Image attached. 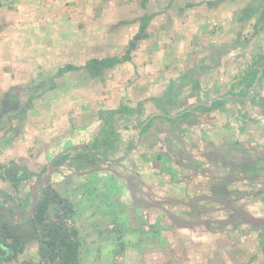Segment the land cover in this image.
Returning <instances> with one entry per match:
<instances>
[{
	"label": "crops",
	"instance_id": "0c3cea01",
	"mask_svg": "<svg viewBox=\"0 0 264 264\" xmlns=\"http://www.w3.org/2000/svg\"><path fill=\"white\" fill-rule=\"evenodd\" d=\"M161 1H165L166 5L171 2L178 4V0H12L10 3H7V0H0V28H3V31H7L6 27H4L7 21L14 22L15 24L20 23L28 25L30 31L40 33H43L44 27L48 26V23H52V29L47 30L46 33L50 31L51 33H55L57 31L54 30L59 28L61 32L67 34V40L68 34L73 31L74 26L76 27L75 31L77 33H79V31L82 33L86 32L85 30H81L79 25L86 24L87 21L91 22L90 24L92 26L91 29H88V32H93L94 36L99 33L98 29L104 24H106L109 29L118 31L116 30V28H119L118 20H116L117 17L121 16L123 13L129 15L128 19L126 18L125 21L126 26H128V32L131 29L130 26H135V23L137 27L130 35H117L116 41L113 43L114 45H112V47L120 48L123 44L121 47L124 46L126 50L132 49L133 51L135 50V53H138V50H145V44L151 40V48L156 50L152 55H157L156 57L151 54L146 55L144 58L148 59V57H150L152 63H150L151 65L149 64V66L143 65L137 75V77L139 76V78H137V85L139 87V92H137V94L141 96V101L146 99L144 97L149 99L150 95H153V98L162 97L164 96L163 92L167 86L178 80L180 82L183 81L182 84L178 85L175 89V93H171L172 98L175 100L172 104H179L177 97H179L180 92L183 91L185 92L183 96L185 100H182L184 102L183 105H185L183 111H188L190 113L189 116L192 114L196 116V119L187 121L177 119L178 121L172 120L173 122L170 123L168 122L170 119H176L180 115L178 116L177 113L170 115L168 112L161 110L159 105L154 106V110L151 111L147 105L136 102L138 105L133 112L137 119H135L133 123L127 125V128L123 129L120 134L116 135L115 130L113 132L117 142V149L113 152H108L107 156L104 158L99 157L100 159H96L92 162L89 161V166H81L77 169H75V165L70 164L69 166L67 163L76 153L83 152L84 147L86 148L92 145L97 139H101V137L97 138V136L98 132L101 133V128H106L103 126L105 121L103 113H111L110 110H105L107 108H100L101 106L97 107L98 114L92 119L88 126L81 125V127H78V124H73L72 131H70L72 128L69 126V133L66 136H62L60 141L56 138L55 145L49 143L46 145L45 149L43 143H40V141H35L34 143L32 141L27 142L25 137L22 141L21 136L25 134L24 130L27 129V127L24 128V125L21 126V122L20 120L18 122L17 116H11L13 118L11 123L7 124L3 130L0 129V165H3L2 168H0V193L11 198L9 203L5 196L0 194V217L6 213L8 214V211H14L13 204H16L19 213L26 214L29 211V209L25 210L27 206L25 207V205H23V197L24 192L27 194L30 189H26L25 179L23 180L21 176L17 178V176L18 174L21 175L23 167L26 168L28 159L31 158V153L38 151L39 154L35 158H39L41 163L46 161L44 164L46 172L44 174L34 172L33 176L31 175L34 181L31 183L33 184L42 178L47 173L50 162L53 161L55 171L49 178L52 175L58 174L63 176V182L68 184L66 190L54 185L55 189L62 196H67L68 193H71L73 190L77 191L78 195L81 196L76 200V203H74L73 200L75 214L72 221L75 223L74 226L78 232L80 257L87 255V261L90 260L89 250L92 246L87 242L85 244V241L82 240L83 235H87L89 232L84 218L87 213H91V205L94 203V200L93 194H90V192L92 190L95 191V188H98L100 193H104L106 197H108L109 200L107 203L110 209L109 212H112V214L126 213L129 215L128 218H130L132 222L134 218H142V221L145 220L146 223H158L165 219V216L163 217L162 214H169L168 210L171 208V203L173 206H179L181 204V206L191 207L192 205V207L194 206V208H197L198 206L205 205L203 203L204 201L209 202V205H207L209 208L213 206V203H216L214 206L216 207L219 203L221 204L223 202L225 203V207L230 211L240 208L241 214L244 217V221L242 222L246 224L248 223L246 218L249 217L260 220L264 219V110H259L254 105L243 103L244 100H249V98L254 95L264 98V71L262 72L263 67L260 60H256L255 62V66L258 68L259 72L256 75L255 81L248 88L246 95L241 96L238 93L237 95L226 93L224 88L215 89V86L222 87L227 79L226 77L231 75L233 70H237L236 61L238 64L243 65V69L250 63L255 53H260L264 59V40H261V34L264 32L254 35L255 30H253V36L250 41L246 39V34L243 33V38L245 39L243 40L248 42V44L246 43V46L243 47V50L246 53L249 48L251 50V53L249 52L247 54L249 57L247 61L245 59L246 54H238L237 56H230L231 58H229V48H241L239 46V44H241V30L236 29L235 31L239 37L235 42H231L229 40L230 36L227 38L226 35L219 36V40H211V36L214 33V23L216 22L218 25H221L224 24V21L230 22L232 17H237V21L240 23L235 8H233V11L227 10L224 16L222 12L226 8V1L230 3L232 1L242 2L245 0H226L224 2L220 0L222 2H220L221 4L215 2V0H199L201 3L199 5H194V1L197 0H181L182 3L178 5L176 8V15L173 16L174 19L170 20L164 19V12H168L169 10L149 9L151 4L158 5V3H162ZM119 2H121L124 8L118 6L120 5ZM138 3H140L141 6H138ZM84 6H89L90 8L86 7L87 10H85ZM24 7H26L25 11L23 10ZM207 8L210 9L207 10ZM9 9L13 10L12 17L6 14L8 11H11ZM64 10L68 12L66 13V15L68 14L67 16L61 14V11ZM206 10L208 13H206ZM199 11L201 15L208 14V20H205L204 24L209 26V29L202 28L201 25L204 24L199 21H194V18L195 20L198 18L194 16V13H199ZM71 13H74L76 17ZM146 16L149 18L143 34L140 35L138 39H135L134 37L139 31L141 19ZM160 19L167 23L166 29H157L155 21L159 23L161 22ZM111 20L112 22H110ZM182 23L186 24L184 25ZM151 26H154L155 31L151 30ZM161 33H165V39L168 41L161 36ZM124 37H127L125 41ZM46 38L50 39L49 36ZM66 39L64 37L62 38L63 45ZM121 41L124 42L119 44ZM97 44H93V47H97ZM1 46L2 41L0 40V48ZM48 46V44L40 45L41 48H48ZM65 47L69 48L67 44H65ZM167 48L173 50V59L169 58V56L167 57V54H164V52L163 54L161 53L162 49L165 50ZM143 50L142 54L145 53ZM190 54L192 56H190ZM113 55H117V52H114L110 56ZM129 55L133 58L136 57L133 56L131 51H129ZM242 56L243 58H241ZM166 60H168V62ZM122 63L128 66L131 64V66L134 65V62L123 61L115 63V66ZM177 64L183 65V67L178 69L175 68V70L171 72L172 75H170L167 82H160V74L163 70H166V66L169 65L170 67L171 65L175 66ZM213 65L215 67H213ZM133 67H135V65ZM194 67H196V72L192 75L190 71ZM63 73L65 74L66 72ZM151 79L153 80L152 82ZM155 85L157 87H155ZM156 90L160 91L159 95L157 92L155 93ZM215 100H219L218 104L221 103V106L209 110L207 105L213 104ZM259 102L260 101H258V103ZM199 105L207 109H202L198 112L195 107ZM22 107L23 109L29 108L25 105ZM19 111H21V109ZM133 112L130 114L131 116ZM76 113L78 115L81 111H76ZM231 113L233 115V117H231L232 120L228 116V114ZM54 114H61V112ZM9 116L10 115H8V117ZM5 121H7V119L4 120L3 117L0 118V125L3 122L5 123ZM97 123L98 126H96ZM140 123L141 126L145 124L151 125L140 133ZM121 126L123 125H120V127ZM124 127L125 126H123V128ZM10 128L13 130L12 132L8 131ZM23 128L24 130L22 131ZM234 128H236L237 133L232 131ZM60 135L56 137L60 138ZM222 136L226 137L222 138ZM119 141L122 142L123 146L119 144ZM237 144L239 146L238 151L234 152L233 148H235ZM40 146L43 149L36 150V148ZM124 146L127 147V150L122 152ZM246 150L248 156L241 155V153L246 152ZM228 152L232 153V157L228 155ZM64 154H68L70 157L62 164L55 165L54 162ZM156 156L161 160L162 165L160 167L163 166V170L160 169L159 171L158 168L151 165V160H154ZM25 158L27 161L23 162ZM167 159H170L169 163L173 160L178 163H176L175 166L173 165L174 170L167 168L172 172L164 174L163 171L166 169L164 162ZM30 160L29 163H32ZM245 160L250 164V166L247 165V167H244L246 170L242 168L244 166V164L242 166V163H247ZM158 163H160V161ZM7 164L17 165H15L16 168L13 169L15 173L11 172L7 176L5 175L3 167ZM63 168L68 169L70 172H68V174L64 172L61 173V169ZM239 169H241L240 172H238ZM184 170L192 172L190 174L185 173L187 175L184 176L183 174L180 175L181 178L186 177L188 179L191 187L192 179L195 180V186L192 187V189L191 187L187 188L185 182H178V180L175 179H173L174 181L168 180L173 176L171 174L173 171L183 172ZM223 174L228 175L222 176ZM11 177L19 181L17 191L18 195L23 194L22 197L19 196L18 198H14V196L16 197L14 191L10 194H8V192L6 193L5 188L12 187L10 181ZM221 179H223V182ZM255 182H258V184L255 185ZM259 182L262 183L263 186H261L262 184L259 185ZM73 183L76 184L74 186L75 188H71ZM133 186L136 188H133ZM109 187L111 188L108 189ZM218 189L223 192L224 197L227 194V198H222L218 201L220 197L214 194ZM189 191L193 194H190ZM85 195L89 196V198ZM118 195H120L123 201L122 205L118 202L119 200L116 197ZM67 197L69 198V195ZM129 199H132L133 203H129L127 201ZM115 202H117L118 205ZM118 206H120L121 209H118ZM219 207H221V205H219ZM140 210L142 211L140 212ZM171 217L173 218L176 216L172 215ZM19 221L20 224H16V226L18 225L22 230L20 232L18 231V233L24 236L22 231H26V228H24L27 225L26 220L19 219ZM27 222V226H31L29 218H27ZM83 224L84 228L81 229L80 227H82ZM103 224L104 226L101 229L98 228V231L102 233L103 230H110L109 236L112 235L111 241L103 242V244L109 242L113 244V242H116L115 235L118 233V231L115 230V222L106 220L102 225ZM259 225L262 226V224ZM181 226H186L188 228V226L184 224ZM33 241L35 242V238L33 235H30L26 237L25 244H31ZM37 248L38 247H36L35 251L25 248L20 254L27 255L30 253V255H33L31 259H37ZM99 259L97 260L100 261ZM91 263H95V261H89V264Z\"/></svg>",
	"mask_w": 264,
	"mask_h": 264
},
{
	"label": "rangeland",
	"instance_id": "374dc122",
	"mask_svg": "<svg viewBox=\"0 0 264 264\" xmlns=\"http://www.w3.org/2000/svg\"><path fill=\"white\" fill-rule=\"evenodd\" d=\"M11 1L12 0H7V3H10ZM224 1L226 0H223L222 2ZM215 2H219V4L222 3L220 0H215ZM119 3L120 5L118 6L124 8L121 5V2ZM181 3V0H178V4H174L171 2L170 4L166 5L165 1H163L162 3H158V5L154 3V5L151 4L149 9L169 10L168 12H164V19L170 20L174 19L173 16L176 15V8ZM226 3V8L222 12L223 16L224 13L227 12V10L233 11V8H235V11L239 16L242 7H246L248 4H250L247 9L253 10L256 5H264V0H245L242 2L232 1L230 3L226 1ZM199 4H201L199 0L194 1V5ZM139 5L141 6L140 3H138V6ZM84 7L85 10H87L86 7L90 8L89 6ZM209 9L210 8H207V10ZM23 10L25 11L26 7H24ZM207 10L206 13H208ZM12 11L13 10L8 11L6 14L12 17ZM66 13H68L66 10L61 11V14H63L64 16L68 15H66ZM72 15L76 17L74 13ZM128 16L129 15L123 13L121 16L117 17L116 20H118L119 28H116V30L118 31L111 30L106 24H104L98 29L99 33H97L96 36L93 35V32H88V29H91L92 27L90 24L91 22L89 21H87L86 24L79 25L81 30L86 31L84 33H82L81 31L77 33L75 31L76 27L74 26L73 31L68 34V40L66 39L67 34L61 32V29L59 28L54 30L57 31L55 33H51V31L46 33L47 30L52 29V23H48V26L44 27L45 29L43 33L30 31L28 25H23L20 23L15 24L14 22L10 21H7L4 25L7 31H3V28H0V40L2 41V46L0 48V100L2 99V95L5 94V92L10 91L16 92L19 95L21 105L27 102L28 98L31 97L30 102L32 104L28 105L29 108L23 109V107H21L20 105L19 109L21 107V111H18L14 115L15 117L17 116L18 122L20 120L21 126L24 125V128L27 127V129L25 130L24 128L22 129V131L24 130L25 133L23 136H21L22 141L24 137L27 139V142L32 141L34 143L35 141H40V143H43L44 149L49 143H53V145H55L56 138L60 141L62 139V136L64 137L69 133V126H71L72 128L70 129V131L73 130V124H78V127H81V125L88 126V124L91 123L92 119H94V117L98 114L97 107L100 106V108H107L105 110H110L113 113L115 124L117 123L116 126L113 128L115 130L116 135L120 134L123 129L127 128V125L133 123L134 120L137 119L135 113L133 112V110H136V106L138 105V103L136 102H140V104L143 103L144 105H147V107H149L151 111L154 110V106L159 105L160 107L165 108L170 115H173L175 113H177L178 116L180 115L176 119H170V121L167 120L170 123L173 122L172 120L187 121L196 119L195 114H192L190 116L184 115L185 113L183 111V107L185 105H183L184 102L182 100H185L183 99L185 92L183 91H181L179 97H177V101L179 102L178 105L172 103L168 104V101L166 99L163 100V103L160 104L158 102V98H153V95H150L149 99H147V97H144L146 98L144 101H141V96H138L137 92H139V87L137 85V78H139V76L137 77V75L139 74L140 68L143 65L149 66V64L152 63L150 57H148V59H145L144 57L146 55H152L153 52L156 51L154 50V48H151V40H149L145 44V50H138V53H135V50H129L132 52L133 56L136 57H129V59H126L125 61L134 62L135 67H133L134 65L131 66L132 64L128 66L125 63L115 66L114 61L112 66L101 70V72L97 74H92L90 73V70L86 69V63L92 59H106L107 57H117L119 59H123L124 54L127 51L124 46L121 47L123 44L120 46V48H114L112 47V45H114L113 43L116 41L117 35H130L131 32H133L137 27V24L135 23V26H130L131 29L128 32V26H126L125 22L126 18L128 19ZM194 16L198 17L197 20H195L194 18V21H199L202 24H204L205 20H208V14L201 15L200 11L199 13H194ZM144 18L141 19V22L142 20L144 21ZM160 21L161 22L159 23H157L158 21H155V25L157 24V29H166L167 23L161 19ZM110 22H112V20ZM254 22L255 16L250 17L249 20L243 19L240 21V23L237 21V17H232L230 19V22L224 21V24L221 25H218V23L215 22L213 27L214 33L211 36V40H219V36L226 35L227 38L228 36H230L229 40L231 42H235L239 39L235 31L236 29H240L241 44H239V46L241 48H229L228 57L231 58L237 56L238 54H246L245 59L247 61V58L249 59L247 54L251 50L249 48L247 53L243 50V47L246 46V43L248 44V42H245L243 40V33L246 34L247 38H245L250 41L253 36L252 32L254 30ZM182 24L185 25L186 23ZM201 26L202 28L209 29V26L205 24ZM151 30H154V26H151ZM46 35L49 36L50 39H47ZM164 35L165 33H161V36L165 39ZM63 37L66 39L63 42L64 45L62 44ZM126 38L127 37H124V41L126 40ZM261 40H264V33L261 34ZM123 42L121 41L119 44ZM95 43L97 44V47L94 48L93 44ZM39 44H48L49 46L48 48H41ZM65 44H67L69 48H66L67 46L65 47ZM142 50L145 52L144 54H142ZM114 52H117V55L110 56ZM163 52L164 54H167V57L169 56V58L173 59V50L169 48L165 50L162 49L161 53L163 54ZM152 56L156 57L157 55ZM190 56L192 55L190 54ZM241 58H243V56ZM166 61L168 62V60ZM90 62L89 64L91 65ZM235 63L237 66V70H233L232 74L226 77L227 79L225 80L222 87L215 86V89L224 88L226 90V93H233L234 95H237V93L240 91L241 73L247 68L242 69L243 65L238 64L237 61ZM66 64H71L72 66L78 68L65 71V74L62 73L60 75H56L57 71L60 68L64 67ZM171 66L169 67V65H167L166 70H163L164 72H161V78L159 79L160 82H167L170 78V75H172L171 72L175 70V68L178 69L180 67H183V65L178 64L172 67ZM213 67L215 66L213 65ZM195 69L196 67H194L190 71L192 75L193 73L195 74ZM152 81L153 80L151 79V82ZM182 82L178 80L175 83H172L167 86V88L163 92V95H170L171 93L174 94L175 89L178 87V85L182 84ZM155 87L157 86L155 85ZM156 92L158 95L160 94L159 90H156L155 93ZM218 102L219 100H215V102H213V105L208 104L207 108L209 110L219 108L221 106V103L218 104ZM120 106L129 107L130 110L133 112V117L129 114H126V116H124L123 118L118 119L120 117L117 111ZM207 108L202 105L195 107L196 111L198 112H200L202 109ZM0 109H2L1 104ZM4 110L5 111L3 112V119L6 120L8 119V115L12 113L11 111L13 110V108H5ZM76 111H81V113H78L77 115ZM57 112H61V114H54ZM110 116V113H103V118L106 121L109 120ZM228 116L232 120V113L228 114ZM4 124L5 123L3 122L1 126ZM103 125L108 126V128H112L106 122H104ZM120 125H123L125 127H120ZM150 125L151 124H145L141 126L140 123L139 128L145 131ZM96 126H98V123ZM8 131L12 132L13 130L10 128V130ZM232 131L234 133H237L236 128H234ZM57 135H60L61 137L58 138L56 137ZM98 137L103 138V135L98 132L97 138ZM225 137L226 136H222V138ZM109 138H111V136H109ZM97 141L92 145L95 147L93 148V151L94 154L97 155L96 159H100L99 157L101 156L96 151H101L103 144L100 139H97ZM109 141H112V139ZM119 144L123 146L121 141H119ZM235 146L236 147L233 149L234 152H237L239 146L238 144ZM86 148L89 149L88 146ZM123 148L124 149L122 152H124V150H127L126 146H124ZM39 149L43 148L41 146L36 148V150ZM38 154V151L31 153V160L28 159L26 168L28 172H39L40 174H44L46 172L44 168V164L46 161H44V163H41V160L39 158H35ZM228 155L232 157L231 152H228ZM241 155L248 156L247 150L246 152L241 153ZM81 158H83V156ZM60 159L56 160V162H58ZM29 160L32 163H29ZM26 161L27 159L25 158L23 162ZM159 161L161 163V160H159V158L156 156L154 160H151V165L155 168H158L160 171V169L163 170V166L160 167L162 163H158ZM169 161L170 159H167L164 162V165L166 166V169H164L165 171H163L164 174L167 172H172L171 170H174L173 165L175 166V164L178 163L175 160L170 163ZM74 162H79L78 158L74 157L73 163ZM245 162L247 161L245 160ZM247 165L250 166L248 162L242 163L243 167H241L244 169V167H247ZM0 166L2 167L3 165ZM80 166L87 167L89 165L88 163H86ZM167 168H170L171 170ZM240 171L241 169L238 170V172ZM10 172H13V169ZM21 172V175L18 174V176H21L22 178V176H25L26 174L23 172V170ZM62 172L68 174V172L70 171L66 168H63L61 169V173ZM185 173L190 174L192 172H189L188 170H184L183 172L173 171V173H171L173 176L170 177V179L168 180L174 181L173 179H175L178 180V182H185V185L187 184V188H190L191 184L189 183L188 179L186 177H180L181 174H183V176L187 175ZM5 175L7 176L6 173ZM224 175L228 174H223L222 176ZM32 176H30L29 178H24L27 186L26 189L28 190L30 189V186L32 184L31 182L34 181ZM52 176L50 177V183L51 185H53L54 188L55 186H57L58 188L61 187L65 190L67 189L68 184H66V182H63V176L58 174ZM10 181L12 187H6V193L8 192V194H10L14 191V194H16V197L14 196V198H18L19 196L22 197L23 194L18 195L17 191L19 181H17L16 179H11ZM221 181L223 182V179H221ZM191 183L192 187H194L195 180L192 179ZM254 184L257 185L258 182H255ZM260 184L262 183L259 182V185ZM75 185L76 184L73 183L71 185V188H75ZM261 186H263V184ZM110 188L111 187H109L108 189ZM133 188L136 187L133 186ZM94 190L95 191L92 190L90 192V194H93L94 200V203L91 205V213H87L86 217L84 218V222L89 228V232L87 233V235H83L82 239L85 241V244L87 242L90 243V245L92 246V248L89 250V261H95V263L91 264H264V226L253 224L250 222L246 224L242 222L244 220H236L235 223L229 222L226 219V216L230 214V210L225 207L224 202L221 204L219 203L216 207H214L216 203H213V206H210L211 208H209L207 206L209 205V202L204 201L203 203L205 205L198 206V209L194 208L195 210H192L193 207L190 208L187 206H181V204L179 206H173V204L171 203V208L168 207L169 214H162L163 217L165 216V219L159 221L158 223H146L145 220L142 221V218H134L132 222V220L128 218L129 215L126 213L112 214V212H109L110 209L107 203L109 199L108 197H106V194L100 193V190L98 188H95ZM190 192L191 191H189V193ZM214 194H217L220 197L218 201L222 198H227V194L224 197L223 192L219 191V189ZM68 195L69 198L67 197ZM68 195L63 196L67 197L72 204L73 200L74 203H76V200L81 197L75 190L71 191V193H68ZM85 196L89 198V196ZM116 197L119 200L118 202H120V204L122 205L123 201L120 198V195ZM23 198V205H25V207L27 206L25 208V210H27L30 207L31 199L30 196L28 197L26 195V192H24ZM127 201L129 203H133L132 199H129ZM115 203L118 205L117 202ZM219 205H221V207H219ZM117 208L121 209L120 206H118ZM141 211L142 210H140V212ZM172 215L176 217L172 218ZM242 219H244V217H242ZM72 220L68 219L66 223L70 227H75V223H73ZM106 220H108L109 222H115V230L118 231L117 235H115L116 242H113V244L115 243L114 245L111 242L103 244V242L111 241L112 235L109 236L110 230H103L102 233L98 231V228L101 229L104 226V224L102 225V223ZM220 220L223 222V224L219 222ZM193 223H195L196 225ZM182 224L187 225L188 228L186 226H181ZM80 228L83 229L84 224ZM36 247H38V243L35 240V242L33 241V243L31 244H25L23 251L25 250V248H28L31 251H35ZM3 249L7 251V249ZM28 254L30 255V253ZM28 254H19L17 259L11 261V263H8L45 264L43 262H39L38 258L31 259L33 255L29 256ZM97 259H99L100 261H98ZM89 261H87V255H85L84 257H80L79 254V264H89Z\"/></svg>",
	"mask_w": 264,
	"mask_h": 264
},
{
	"label": "trees",
	"instance_id": "16d2710c",
	"mask_svg": "<svg viewBox=\"0 0 264 264\" xmlns=\"http://www.w3.org/2000/svg\"><path fill=\"white\" fill-rule=\"evenodd\" d=\"M248 6H250V4H248L246 7L241 8L239 21L243 19L249 20L250 17L255 16V22L253 24L255 30L254 35L263 33L264 5L261 6L256 5L253 10L252 9L248 10L247 9ZM148 18L149 17L147 16L144 18V21L142 20L139 27V31L134 37L135 39H138L140 35L143 34L144 28L148 22ZM129 57H130L129 50L127 49L123 59H119L117 57H107L106 59L103 58L92 59L90 60L91 62L89 61L91 65L89 64V62L86 63V69L90 70V73L92 74H97L101 72V70L112 66L114 61H115L114 63L125 61L126 59H129ZM256 60H260L261 65L263 67L262 72L264 71L263 56L260 53H255L253 58H251L250 63L246 67H244L247 69L243 70V72L241 71L242 72L241 88L240 91L238 92V94H240L241 96L246 95L248 88L255 81L256 75L259 72L258 68L255 66ZM74 68H78V67H74L71 64H66L64 67L60 68L57 71L56 75H60L63 72ZM30 98L31 97H29L28 101L25 103V106L27 107H29L28 105L31 104ZM165 99L168 101V104L175 102L171 94L170 95L164 94V96L158 98L159 100L158 102L161 104ZM258 101L260 102L258 103ZM243 103L248 105L251 104L257 107L259 110L261 109L264 110V98H260L257 95L252 96L251 98H249V100H244ZM161 110H163L164 112H168L163 107H161ZM117 113H119V117H120L118 119H121L124 116H126V114L130 115L132 111L130 110L129 107L120 106ZM184 113L185 116L190 114L189 112H184ZM110 114L111 116L109 117V120L108 121L105 120L104 122L108 123L112 128L110 127L108 128V126H105L106 128H101L100 130L101 134L103 135V138L100 139V141H102L103 146L101 151H96V152L100 154L101 158L107 156L108 152L110 151L113 152L117 149V142L115 136L113 135L114 132L113 128L116 126L117 123L115 124L113 113L111 112ZM142 131L143 130L140 129V132ZM109 136H111V138H109ZM108 139L109 140L112 139V141H109ZM88 147L89 149L84 147L83 152L76 153L74 156H72L70 158V161L67 163V165L69 166L70 164L75 165V169H77L81 167L80 165H84L86 163H89V161L92 162L96 160L97 155H95L93 151L94 150L93 148L95 147L93 145H89ZM82 156L83 158H81ZM68 157H70L68 154L61 155L60 156L61 159L58 158L60 160L58 162L55 161L54 164L60 165ZM74 157L78 158L79 162L73 163ZM15 165L13 164L5 165L3 167L4 173H6L7 175L10 174L11 173L10 171L16 168L17 165L16 166ZM0 168L2 167L0 166ZM22 170L26 174V175L24 174L25 176H22L23 179L29 178L33 174L32 172H28V170L25 167H23ZM12 173H15L14 170ZM17 178H20V176ZM29 191L26 194L28 197L30 196ZM35 198H36V205L31 214V219L34 225V229H30V227L28 226L29 231L27 233L33 234V237L38 243V248H37L38 261L43 262L45 264H79L78 232L75 227H70L66 223L68 219L71 220L73 219L75 212L73 204L67 197L62 196L53 187V185H51L50 178H48L46 183L37 190L35 194ZM30 205H31V201H30ZM9 227H12L10 226L9 222L3 223L0 226V264H7L8 262L17 259L18 255L22 253L24 249V244L26 242V236H23L21 233H18L17 231L13 232ZM13 228L14 227H12V229ZM2 247L7 249V251L4 250ZM19 264H24V263H19Z\"/></svg>",
	"mask_w": 264,
	"mask_h": 264
},
{
	"label": "flooded vegetation",
	"instance_id": "af4514ba",
	"mask_svg": "<svg viewBox=\"0 0 264 264\" xmlns=\"http://www.w3.org/2000/svg\"><path fill=\"white\" fill-rule=\"evenodd\" d=\"M0 104H1V108H2V109H0V118L3 117V112L5 111L4 110L5 108H11V107L13 108V110L11 111L12 113L9 114L10 116L7 117L8 119H7V121H5L6 125L11 123V121L13 119L12 117L21 109L22 106L25 105V103L23 105L20 104L19 95L16 92H12V91L5 92V94L2 95V99L0 100ZM20 105H21V107L19 109ZM6 125L5 124L2 126L0 125V129L3 130ZM4 196L8 200V202L10 203L9 200H11V198L7 197L6 195H4ZM13 208H14V211H8V214L6 213L5 215H2L0 217V226L3 223L9 222L10 226L14 227L13 229H12V227H9L13 232H15V231L20 232L22 229L18 225L16 226V224L20 223L19 219H23V220H26V224L28 225V222H27L28 217L24 216L25 213H20L19 215H17L18 214L17 212H19V211H18V208L16 207V204H13ZM190 208H192V206ZM29 209H30V207H29ZM192 210H195L194 206H193ZM242 217H243V215L241 214V209L239 208V209H235L233 211H230V214L226 216V219L231 223H235L236 220H243ZM219 222H221V224H223V222L221 220ZM27 225L24 227V228H26V231L25 232L22 231V233L26 237L33 235L30 233H27L29 231V227ZM257 225H259V224H257ZM262 226H264V224H262ZM30 229H32L31 226H30Z\"/></svg>",
	"mask_w": 264,
	"mask_h": 264
},
{
	"label": "water",
	"instance_id": "95a60500",
	"mask_svg": "<svg viewBox=\"0 0 264 264\" xmlns=\"http://www.w3.org/2000/svg\"><path fill=\"white\" fill-rule=\"evenodd\" d=\"M54 171H55V166L53 165V161H51L47 173L42 178H40L35 183H33L32 186L30 187L29 193H30V199H31V206H30L29 211L24 216L29 218L30 224H31L33 229H34V225H33L32 219H31V214H32L34 207L36 205L35 194H36L37 190L48 180L49 176ZM17 213L20 214L19 212H17ZM246 221L253 223V224H263L264 223V219L260 220V219H256L253 217L246 218Z\"/></svg>",
	"mask_w": 264,
	"mask_h": 264
}]
</instances>
